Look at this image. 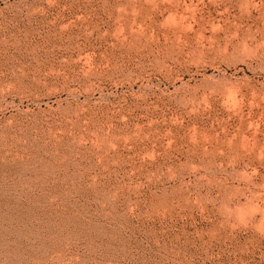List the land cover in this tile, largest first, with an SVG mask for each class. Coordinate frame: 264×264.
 <instances>
[{
  "label": "rangeland",
  "instance_id": "obj_1",
  "mask_svg": "<svg viewBox=\"0 0 264 264\" xmlns=\"http://www.w3.org/2000/svg\"><path fill=\"white\" fill-rule=\"evenodd\" d=\"M261 217L264 0H0V264H264Z\"/></svg>",
  "mask_w": 264,
  "mask_h": 264
},
{
  "label": "clouds",
  "instance_id": "obj_2",
  "mask_svg": "<svg viewBox=\"0 0 264 264\" xmlns=\"http://www.w3.org/2000/svg\"><path fill=\"white\" fill-rule=\"evenodd\" d=\"M241 223L244 224L245 227H247V224H245L242 219H241ZM256 230L258 232H261V234H264V217H261V220L259 221L258 225L256 226Z\"/></svg>",
  "mask_w": 264,
  "mask_h": 264
},
{
  "label": "bare ground",
  "instance_id": "obj_3",
  "mask_svg": "<svg viewBox=\"0 0 264 264\" xmlns=\"http://www.w3.org/2000/svg\"><path fill=\"white\" fill-rule=\"evenodd\" d=\"M53 21V20H52ZM59 21V20H58ZM132 24V23H131ZM62 27V26H61ZM141 28V27H140ZM123 31V30H122ZM118 32V31H117ZM120 32V31H119ZM68 35V34H67Z\"/></svg>",
  "mask_w": 264,
  "mask_h": 264
}]
</instances>
